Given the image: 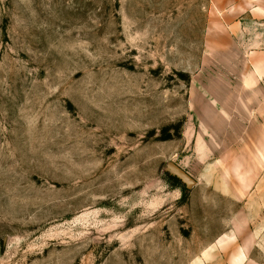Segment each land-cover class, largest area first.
I'll return each instance as SVG.
<instances>
[{
	"label": "rangeland",
	"instance_id": "374dc122",
	"mask_svg": "<svg viewBox=\"0 0 264 264\" xmlns=\"http://www.w3.org/2000/svg\"><path fill=\"white\" fill-rule=\"evenodd\" d=\"M0 264H264V0H0Z\"/></svg>",
	"mask_w": 264,
	"mask_h": 264
}]
</instances>
